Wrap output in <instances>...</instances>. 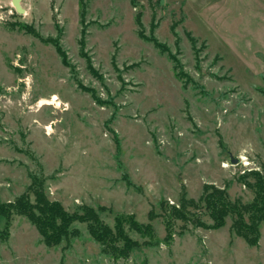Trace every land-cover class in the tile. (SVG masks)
I'll list each match as a JSON object with an SVG mask.
<instances>
[{
  "label": "rangeland",
  "instance_id": "obj_1",
  "mask_svg": "<svg viewBox=\"0 0 264 264\" xmlns=\"http://www.w3.org/2000/svg\"><path fill=\"white\" fill-rule=\"evenodd\" d=\"M18 4L0 0V204H32L34 176L134 244L111 252L74 220L46 246L11 209L0 264H264V222L249 246L203 201L246 205L264 176V0Z\"/></svg>",
  "mask_w": 264,
  "mask_h": 264
},
{
  "label": "trees",
  "instance_id": "obj_2",
  "mask_svg": "<svg viewBox=\"0 0 264 264\" xmlns=\"http://www.w3.org/2000/svg\"><path fill=\"white\" fill-rule=\"evenodd\" d=\"M55 49L58 55L62 57L59 48L55 46ZM251 174L254 181L246 185L252 189L253 197L248 204L238 206V208L231 207L226 201L223 190L207 186H203V192L206 193L208 190L211 192L203 196V201L214 222L213 228L222 226L224 216L227 213H233L236 216L232 222L235 235L241 237L247 245L256 246L259 238L258 228L264 222V176H260L256 172ZM27 190L33 196L32 204L28 201L29 195L26 194L20 195L13 206L6 205L10 203L0 204V217L4 219V228L0 231V235L6 237L4 229L8 225L10 210L14 209L34 225L46 246H54L70 232H74L75 230L69 229L70 223L74 220L86 223L89 235L111 252L126 253L128 247L134 244L122 233L121 229L117 228L116 224L114 231L105 225H101L96 214L89 207L83 206L81 214L69 216L57 203L47 202L42 193V184L34 176L31 177V183ZM117 240L122 242L121 246H116Z\"/></svg>",
  "mask_w": 264,
  "mask_h": 264
},
{
  "label": "water",
  "instance_id": "obj_3",
  "mask_svg": "<svg viewBox=\"0 0 264 264\" xmlns=\"http://www.w3.org/2000/svg\"><path fill=\"white\" fill-rule=\"evenodd\" d=\"M18 2H19V0H11V4L13 6L15 13L21 14L22 10H21ZM228 160H229L230 164H236L237 163V159L235 157H232L231 155H228Z\"/></svg>",
  "mask_w": 264,
  "mask_h": 264
},
{
  "label": "bare ground",
  "instance_id": "obj_4",
  "mask_svg": "<svg viewBox=\"0 0 264 264\" xmlns=\"http://www.w3.org/2000/svg\"><path fill=\"white\" fill-rule=\"evenodd\" d=\"M55 102H56V98L53 97V98H52V101H51L50 103L44 101L43 103H41V105H43V104H55ZM56 105H58V103H57Z\"/></svg>",
  "mask_w": 264,
  "mask_h": 264
}]
</instances>
